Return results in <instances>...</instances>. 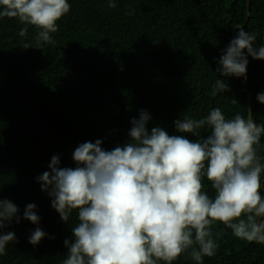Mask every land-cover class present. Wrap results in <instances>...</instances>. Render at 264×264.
<instances>
[{
  "label": "trees",
  "instance_id": "16d2710c",
  "mask_svg": "<svg viewBox=\"0 0 264 264\" xmlns=\"http://www.w3.org/2000/svg\"><path fill=\"white\" fill-rule=\"evenodd\" d=\"M68 2L70 11L51 34L55 43L40 48L34 27L0 18V198L13 202L21 218L0 230L15 233L0 264H62L66 258L64 241L73 240L77 213L62 221L37 181L54 155L59 167L74 168L72 154L84 142L99 139L106 151L122 146L141 110L151 117L149 130L160 126L170 135L179 134L175 120L201 119L213 108L232 119L246 117L250 104L252 119L264 124L257 100L264 93V60L248 56L246 83L216 71L233 28L235 37L240 27L256 33L254 47L264 46V0H115L114 8L108 0ZM25 27L27 35L19 36ZM217 79L230 91L213 96ZM198 131V137L183 135L196 141L210 133ZM256 149L264 164V135ZM263 180L264 171L262 197ZM204 184L214 196L206 178ZM29 203L39 224L23 218ZM37 227L46 235L34 246L29 239ZM212 234L218 248L202 264H264V244L241 240L219 222ZM173 264L197 262L185 252Z\"/></svg>",
  "mask_w": 264,
  "mask_h": 264
},
{
  "label": "clouds",
  "instance_id": "9594fccd",
  "mask_svg": "<svg viewBox=\"0 0 264 264\" xmlns=\"http://www.w3.org/2000/svg\"><path fill=\"white\" fill-rule=\"evenodd\" d=\"M110 8L115 0H108ZM0 18H17L34 27L36 48L54 44L51 34L57 22L70 11L68 0H0ZM223 50L216 69L223 77H243L247 82L248 56L264 60V46L254 47L256 33L243 27ZM27 27L19 36L25 37ZM27 47V46H26ZM230 91L229 85L215 81L212 95ZM264 104V93L257 95ZM233 100V103H236ZM150 115L141 110L133 118L129 139L122 146L104 150L101 140L88 141L74 150L76 167H59L54 155L37 177L41 190L51 198V206L62 221L73 211L78 224L62 264H173L183 253L202 264V257L215 255L218 244L212 225L222 223L235 237L264 244V197L261 173L264 164L256 145L264 135L248 111L227 119L213 108L201 119L184 117L174 121L170 135L160 126L148 129ZM193 141L183 134L200 136ZM210 182L214 196L205 191ZM18 207L0 198V230L13 219L20 222ZM23 218L39 224L36 205H26ZM46 233L39 227L29 243L38 245ZM15 241V233L0 231V256ZM190 250V251H189Z\"/></svg>",
  "mask_w": 264,
  "mask_h": 264
},
{
  "label": "water",
  "instance_id": "95a60500",
  "mask_svg": "<svg viewBox=\"0 0 264 264\" xmlns=\"http://www.w3.org/2000/svg\"><path fill=\"white\" fill-rule=\"evenodd\" d=\"M249 15H250V13H249V6L247 7V15H246V22L248 21V18H249ZM235 29L236 28H233V30H232V39L233 38H235ZM248 111L250 112V114H251V107H250V104H249V106H248ZM247 114H248V112H247ZM264 181V180H263Z\"/></svg>",
  "mask_w": 264,
  "mask_h": 264
}]
</instances>
